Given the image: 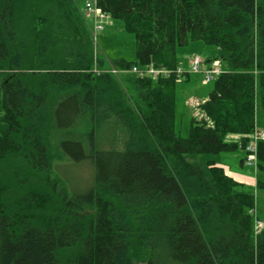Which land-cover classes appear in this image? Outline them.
I'll list each match as a JSON object with an SVG mask.
<instances>
[{"label":"trees","instance_id":"obj_1","mask_svg":"<svg viewBox=\"0 0 264 264\" xmlns=\"http://www.w3.org/2000/svg\"><path fill=\"white\" fill-rule=\"evenodd\" d=\"M83 2L0 0V264H264L254 194L184 159L243 150L264 114V0H97L135 38V59L109 64ZM191 41L214 46L205 62L225 72L200 105L212 126L191 117L186 137L175 75L93 72L174 69ZM256 158L264 188V141ZM65 161L88 169L84 190Z\"/></svg>","mask_w":264,"mask_h":264},{"label":"rangeland","instance_id":"obj_2","mask_svg":"<svg viewBox=\"0 0 264 264\" xmlns=\"http://www.w3.org/2000/svg\"><path fill=\"white\" fill-rule=\"evenodd\" d=\"M82 4V0H77ZM112 24L104 28L102 32L98 33L96 44L93 42L94 55H102L107 64L110 61L123 59L127 62L135 59V38L133 34L127 33L123 28V23L120 20L112 19ZM216 54V48L211 45H206L201 41H191L186 46L178 47L176 50L177 60L179 66L185 73L176 80L174 89V111L175 124L174 130L177 135L186 137L188 134L189 121L192 118L200 120L195 116L194 104L203 102L207 98V94L211 91L213 81L204 83L202 75L194 72H189L191 69V59L199 57L202 61L212 59ZM223 70V66H221ZM98 69V73H110L114 75L119 82L124 81L127 69H119L115 67H105L100 69L94 64L93 72ZM114 71L118 72L117 74ZM97 73V72H95ZM221 75V74H220ZM2 78L0 77V86ZM203 112V111H202ZM204 113V112H203ZM202 113V114H203ZM205 114V113H204ZM206 115V114H205ZM255 127L264 131V114L259 110L256 113ZM228 141H238L237 137H227ZM245 152L240 148L230 153L220 154H186L184 159L189 163H197L201 166L204 173L207 174V162L214 161L216 164L223 166L226 171L235 180L240 182L243 186L242 190L254 194V205L248 210V213L253 219V231L255 229V221L262 223L261 229L264 230V188H256L255 173L253 168L244 164ZM243 159V165L240 161ZM76 167V168H75ZM86 166H74L64 162L62 170L68 177V182L76 189L82 191L87 187L88 169ZM257 172V171H256ZM254 212H250V211Z\"/></svg>","mask_w":264,"mask_h":264},{"label":"built area","instance_id":"obj_3","mask_svg":"<svg viewBox=\"0 0 264 264\" xmlns=\"http://www.w3.org/2000/svg\"><path fill=\"white\" fill-rule=\"evenodd\" d=\"M82 13L85 19L90 20L92 41L96 44L98 33L102 32L106 26L112 24L111 15L107 12H104L97 5V0H84ZM190 64L191 69L189 72L192 71L194 73L201 74L204 83L214 81L220 74L225 72V70L222 69V65L219 60L205 62L199 59V57H193ZM98 71V69H95V72L98 73ZM126 72L139 77L147 76L152 80H158L159 78H169L171 75H175V77L179 79L183 76V73H185L180 67L169 69L155 67L153 64L145 65L143 67L133 65L131 68L127 69ZM114 73L117 74L118 72L114 71ZM203 102L199 103L196 101L194 104L195 116L200 119L198 121H204L207 126H212L211 121L202 112V110H200V105ZM259 141H264V131H261L255 127L254 131L250 134L249 141L245 144L243 149L245 152L244 164L253 168L254 173L256 172L257 167L256 153ZM250 212L254 211L252 210ZM262 226V223L255 221L254 227L258 232H254V234H258L261 228H263Z\"/></svg>","mask_w":264,"mask_h":264}]
</instances>
